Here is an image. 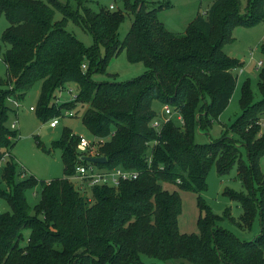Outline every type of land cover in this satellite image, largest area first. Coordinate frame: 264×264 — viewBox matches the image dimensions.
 I'll list each match as a JSON object with an SVG mask.
<instances>
[{
	"label": "trees",
	"instance_id": "obj_1",
	"mask_svg": "<svg viewBox=\"0 0 264 264\" xmlns=\"http://www.w3.org/2000/svg\"><path fill=\"white\" fill-rule=\"evenodd\" d=\"M90 2L0 0V17L9 21L2 35L9 48L2 56L7 77L0 78V199L11 208L0 213V264H146L145 256L158 264H264V173L259 164L264 128L258 122L264 116L263 67L261 100L255 102L250 80L244 81L242 113L224 136L206 144L195 141L196 129H207L223 113L237 86L234 71L241 62L224 47L234 41L235 28L264 21V0H246L244 6L241 0H211L183 34L169 31L160 21L161 4L149 7L143 0H124L133 20L123 40L118 30L125 12L107 7L93 11ZM57 12L60 20L55 19ZM70 22L92 34L91 47L67 30ZM123 50L147 71L126 82L93 81L92 74ZM38 82L36 114L41 120L57 116L62 108L86 104L82 121L101 141L95 155L107 158L95 165L135 170L139 177L118 188L95 186L92 199L82 194L71 181L84 163L77 149L80 136L65 129L50 148L61 150L64 177L40 182L41 201L32 214L26 192L39 182H16L11 148L18 133L8 119L9 102L23 101ZM71 82L78 84V93L57 107L55 93ZM154 100L179 113L182 125L169 120L160 131L153 128ZM213 166L220 177L237 167L244 191L227 188L225 194L239 202L242 213L235 218L228 209L224 216L241 230H250L259 218L260 232L253 240L242 241L221 227L220 216L203 200ZM165 184L177 189H165ZM179 190L198 195V233L180 230Z\"/></svg>",
	"mask_w": 264,
	"mask_h": 264
},
{
	"label": "rangeland",
	"instance_id": "obj_2",
	"mask_svg": "<svg viewBox=\"0 0 264 264\" xmlns=\"http://www.w3.org/2000/svg\"><path fill=\"white\" fill-rule=\"evenodd\" d=\"M65 2L66 0H60ZM135 2L136 0H131ZM149 4V7H163L158 12V17L164 26L171 32L176 34L185 33L189 23L196 17L198 13H203L208 9L211 0H143ZM242 5L246 4V0H241ZM115 5V10L125 12L126 19L120 25L118 37L123 40L129 32L133 15L126 11L124 0H92L90 8L93 11H99L102 7L110 8ZM61 13H56V20H60ZM9 27V21L5 15L0 17V78L6 79L7 67L2 59L4 52L9 48L2 42V35ZM67 30L74 34L78 40L84 43L87 47L94 44V37L84 28L70 22ZM234 41L224 47L225 53L232 58L241 62L234 74L238 78L237 86L233 93L232 99L223 111V113L205 130L196 129L195 141L198 144H206L210 141L221 139L228 128L241 115L240 107L241 87L244 81L250 80L251 88L255 102L261 100L262 96L259 92L258 81L261 70L259 61H264V21L253 27L239 26L233 32ZM101 55L106 56V49L102 47ZM86 65L87 64H83ZM82 65V68H83ZM87 68V67H86ZM83 70H86L83 68ZM243 70V72H241ZM147 71L146 66L142 62H132L129 60L127 52L123 50L121 53L112 55L108 59L103 70H99L92 74V80L96 83L102 82H126L136 79ZM41 82L36 83L31 90L26 94L23 101L16 104L9 102L11 111L9 113L8 126L18 133V139L15 145L11 148V156L16 163L17 177L16 182L23 179L35 178L38 184L27 190L26 196L28 204L31 208V213L35 214L36 207L41 201L42 187L41 181H51L64 177V165L61 158L60 149H50L53 141L58 140L65 129H70L74 134L87 138L93 141L94 150L101 142L96 139L86 129L82 115L87 109L86 104L78 103L73 109L62 108L60 113L47 120H41L36 114L37 102L40 94ZM78 84L75 82L68 83L64 89L55 93L56 99L53 100L57 107L64 103L72 101L78 93ZM34 107V110L31 109ZM152 108L156 112L155 120L162 122L165 117L172 120L177 125H182V120L179 119L180 114L172 109L171 115H166L163 104L160 100H154ZM57 118L59 125L56 129L50 127V123ZM259 125L261 130L264 128V116L260 119ZM15 124L16 128L12 125ZM261 134V132H259ZM233 136V133H229ZM50 150V152H49ZM92 153V152H90ZM93 156V155H91ZM242 157L246 160L247 155L245 149H242ZM11 158V157H10ZM260 169L264 173V156L260 159ZM76 189L92 199L91 191L88 188H82L80 182L74 177L71 178ZM3 189L7 186L3 185ZM165 189L173 191L177 189L173 185H164ZM229 188L234 191H244L241 181L237 177V167L235 166L229 174L220 177L217 173L216 166H213L207 176V189L202 192V197L205 203L211 208L214 214L220 216L219 225L231 231L242 241L253 240L260 232V221L257 218L250 230H241L235 224L229 221L224 215L229 209L231 215L238 218L242 213V208L239 202L225 194V190ZM182 198V213L179 217V227L182 233L192 234L198 233L197 222L200 216V210L197 205L198 195L191 191L179 190ZM11 211L10 205L4 199H0V213ZM25 242L28 239L29 231L24 232ZM146 264H158L159 261L144 257Z\"/></svg>",
	"mask_w": 264,
	"mask_h": 264
},
{
	"label": "built area",
	"instance_id": "obj_3",
	"mask_svg": "<svg viewBox=\"0 0 264 264\" xmlns=\"http://www.w3.org/2000/svg\"><path fill=\"white\" fill-rule=\"evenodd\" d=\"M115 5H111L109 10H115ZM264 62L259 61L258 66L261 68L263 67ZM86 65H83V68L86 69ZM15 102V101H12ZM18 104L17 102H15ZM32 110H34V107H31ZM165 114L166 115H171L172 114V109L169 105H165L164 108ZM179 119L182 120L181 116ZM170 119L165 117L162 122H159L155 120L152 124V127L155 128L157 131H160L163 123L168 122ZM59 125V120L55 118L51 123L50 127L55 128ZM13 128H16V125H12ZM94 142L91 140H88L85 137L80 136V141L77 145L78 152L80 154V160H83V157L85 156H96L95 155V150L92 146ZM92 152V153H90ZM149 160H151V157H149ZM150 162V161H149ZM140 172L135 171V170H124L123 168H114L112 170H101L99 169L94 163L90 162H85L80 163L76 167V173L73 176L77 181L80 182L81 189L88 188L91 189L95 186H107V187H113V188H118L120 184L123 181H132L135 180L139 177Z\"/></svg>",
	"mask_w": 264,
	"mask_h": 264
},
{
	"label": "water",
	"instance_id": "obj_4",
	"mask_svg": "<svg viewBox=\"0 0 264 264\" xmlns=\"http://www.w3.org/2000/svg\"><path fill=\"white\" fill-rule=\"evenodd\" d=\"M83 160L85 162H90V163H105L107 161V158L104 156H85L83 157Z\"/></svg>",
	"mask_w": 264,
	"mask_h": 264
},
{
	"label": "crops",
	"instance_id": "obj_5",
	"mask_svg": "<svg viewBox=\"0 0 264 264\" xmlns=\"http://www.w3.org/2000/svg\"><path fill=\"white\" fill-rule=\"evenodd\" d=\"M241 72H243V70H242ZM57 127H58V126H57ZM57 127L53 128V129H56Z\"/></svg>",
	"mask_w": 264,
	"mask_h": 264
}]
</instances>
